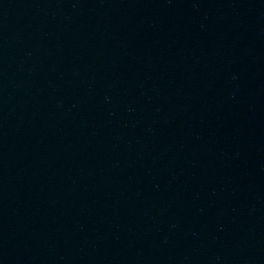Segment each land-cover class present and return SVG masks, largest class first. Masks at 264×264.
Segmentation results:
<instances>
[{
  "label": "water",
  "instance_id": "water-1",
  "mask_svg": "<svg viewBox=\"0 0 264 264\" xmlns=\"http://www.w3.org/2000/svg\"><path fill=\"white\" fill-rule=\"evenodd\" d=\"M0 264H264V0H0Z\"/></svg>",
  "mask_w": 264,
  "mask_h": 264
}]
</instances>
